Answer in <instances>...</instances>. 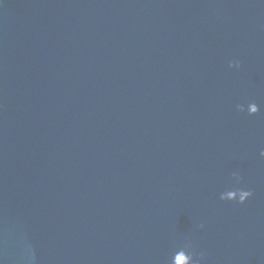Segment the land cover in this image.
Segmentation results:
<instances>
[{
    "label": "water",
    "instance_id": "1",
    "mask_svg": "<svg viewBox=\"0 0 264 264\" xmlns=\"http://www.w3.org/2000/svg\"><path fill=\"white\" fill-rule=\"evenodd\" d=\"M0 264H264V0H0Z\"/></svg>",
    "mask_w": 264,
    "mask_h": 264
}]
</instances>
